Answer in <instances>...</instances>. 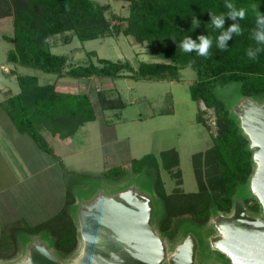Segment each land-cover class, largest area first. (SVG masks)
<instances>
[{"label":"trees","instance_id":"trees-1","mask_svg":"<svg viewBox=\"0 0 264 264\" xmlns=\"http://www.w3.org/2000/svg\"><path fill=\"white\" fill-rule=\"evenodd\" d=\"M117 1L128 2L129 13L126 17L113 14V19H110L107 16L109 5L102 3V0H0V19L13 18L14 32L9 37L13 48L8 51V60L58 77L83 81L90 78L125 77L136 80H179L182 69L193 68L196 77L190 83L191 98L203 101L207 108L214 110L218 134L214 136L213 146L205 154L199 152L195 155L200 191L189 194L194 198L190 203L192 215L177 219L171 231L168 229L172 214L161 188L158 156L149 153L133 160V176L143 175L151 179L156 204L155 226L165 239L173 241L180 230L188 225H191L189 231H196V227L205 226L216 214L231 213L237 198H242L249 213L262 215L261 203L250 189L251 177L256 170L253 159L255 150L250 147V138L241 127L232 104L239 96L264 102V51L255 60L246 55L250 46H258L251 38V33L256 27V13H264V0H227L236 8L246 10L245 18L236 21L227 16L226 0ZM210 12L225 15V30L232 23H239L242 29L240 35H234L228 41L225 51L217 48L216 38L223 29H216L211 24ZM193 16L200 21L198 27L192 25ZM118 18L124 24L113 22ZM120 34L131 36L137 43L146 44L147 52L162 61H141L135 68L128 59L99 57L93 50L87 52L88 58L84 62L71 63L67 55L52 50L58 39L68 43L76 37L85 42ZM201 34L212 39L207 57L178 48L179 42L185 37L196 39ZM94 56L97 61L93 59ZM14 70L20 90L8 95L4 101H0V105L19 130L31 135L44 150L55 153L43 132L48 131L60 139H67L74 136L81 126L97 118L96 107L89 92L60 91L56 83H40L38 76L21 75ZM224 89H231L235 94L233 101L221 93ZM98 96L103 103L108 96L107 90L99 89ZM107 100L112 103L109 107L126 106L121 96L115 101L109 97ZM197 120L205 122L201 114ZM160 157L167 170L171 171L180 165V155L176 148L163 151ZM204 157L207 163L205 174L200 161ZM178 172L181 173L180 170ZM125 173V168L114 167L105 175L120 179ZM75 191L69 183L64 206L49 220L34 226L26 223V230L22 234H18L22 228L14 230V250L7 257H14L19 252L22 235L37 234L49 239L52 248L61 258H73L79 252L81 243L74 211L77 206ZM4 237H7L8 243L7 234Z\"/></svg>","mask_w":264,"mask_h":264},{"label":"rangeland","instance_id":"rangeland-1","mask_svg":"<svg viewBox=\"0 0 264 264\" xmlns=\"http://www.w3.org/2000/svg\"><path fill=\"white\" fill-rule=\"evenodd\" d=\"M102 3L109 5L107 16L110 19H113V14L126 17L129 13V4L126 1L102 0ZM113 22L117 24L121 22V19L118 18ZM13 32V18H1L0 100L6 99L9 90L12 94L20 90L17 74L14 72L16 69L21 75L38 76L40 83H56L60 91L89 92L96 107L97 118L81 126L74 136L64 141L57 139L48 131L43 132L47 142L61 155L60 161L53 170L51 168V170L41 171L37 168V173H29L34 165L40 166L46 163V161L33 162V157H30L26 161L28 166H24L27 169L23 172L19 169L15 157L12 156L14 159L11 157L12 151L3 155L1 153L0 262H17L25 255L26 243L29 240L45 238L37 234L22 235L19 252L13 255L14 257H7L14 250L13 231L22 228L23 230L18 231V234H22L26 230V223L33 225L51 218L50 215L53 211H57L64 200L63 185L68 186L70 183L75 188L77 204L91 200L100 190L115 193L129 186H136L153 195L150 177L133 176L132 172L133 160L140 159L149 153L157 155L161 164L159 172L161 188L172 214L168 230L171 231L174 228L177 219L192 215L190 203L194 198L189 194L200 191L195 169L197 166L195 155L199 152L205 154L213 146L214 136L218 134L214 110L207 108L203 101L198 102L191 98L190 83L196 77V71L191 67L182 69L179 80H136L125 77L90 78L83 81L71 77H58L53 73L10 62L8 51L13 48V43L9 37L13 35ZM62 41L58 39L52 50L55 53L67 55L71 63L84 62L88 58L87 52L93 50L99 57L113 60L128 59L135 68L141 61H162L161 58L147 52L146 44L137 43L131 36L123 34L85 42H81L76 37L68 43ZM93 59L97 61L96 56ZM99 89L107 90L108 96L103 103L98 96ZM230 90L224 89L221 93L226 99L233 101L235 94ZM118 96L122 97L126 106L109 107L112 103L107 98L115 101ZM200 114L205 122L197 120ZM15 138L19 139L18 144L24 153H28V156L32 152L31 148L38 151V145L29 135L23 137V141L18 137ZM8 140L5 138L4 142L8 143ZM171 148L178 150L180 165L170 171L163 166L160 155ZM14 152L18 153L17 150ZM23 158L24 161L27 159L24 156ZM200 161L205 174L207 170L205 157ZM20 162L22 166L23 159L20 158ZM114 167L125 168V176L114 179L105 175ZM9 168L14 169V172H10ZM179 170L181 173L178 172ZM56 173L62 175L63 183L62 180L55 179ZM26 177L29 179H25ZM52 195L53 199H48ZM250 202L253 203L252 200ZM36 209L39 213L35 212ZM32 212L35 214L33 218H30L29 215ZM18 216H23L24 222L19 221L12 224L13 226H4L6 221ZM190 227L191 225L182 228L173 241L166 239L170 250L185 237L187 231L191 232ZM195 230L192 232L199 244L197 264H230L229 259L223 253L213 249L210 244L209 236L216 232L212 218L205 226L196 227ZM6 234L9 238L8 243H6L7 237H4Z\"/></svg>","mask_w":264,"mask_h":264},{"label":"water","instance_id":"water-1","mask_svg":"<svg viewBox=\"0 0 264 264\" xmlns=\"http://www.w3.org/2000/svg\"><path fill=\"white\" fill-rule=\"evenodd\" d=\"M232 108L255 150L256 170L250 189L262 206L264 102L239 96ZM262 211V215L249 213L242 198H237L231 213H218L212 218L216 229L209 236L212 248L223 253L230 264H264V207ZM155 212L153 195L136 186L115 193L100 190L91 200L77 204L81 245L71 260L61 258L49 239L35 238L26 243L22 259L0 264H197L199 244L194 233H187L170 250L155 226Z\"/></svg>","mask_w":264,"mask_h":264},{"label":"clouds","instance_id":"clouds-1","mask_svg":"<svg viewBox=\"0 0 264 264\" xmlns=\"http://www.w3.org/2000/svg\"><path fill=\"white\" fill-rule=\"evenodd\" d=\"M225 8L228 9L227 16L233 21L242 20L246 16V10L244 8H236V6L231 3H225ZM211 24L216 29H223L220 34L217 36V48L221 51H225L228 48V41L234 35H240L242 29L239 23H232L226 30L224 29L225 25V15H215L210 12ZM200 21L197 17H192V25L199 26ZM251 38L255 41L257 47H249L246 50V55L249 59L255 60L258 57V54L261 51H264V13H256V27L252 30ZM212 46V39L208 35L201 34L196 39H193L191 36L185 37L178 44V48L184 52H193L195 51L199 56L207 57L209 55V50ZM264 207V204H262Z\"/></svg>","mask_w":264,"mask_h":264},{"label":"crops","instance_id":"crops-1","mask_svg":"<svg viewBox=\"0 0 264 264\" xmlns=\"http://www.w3.org/2000/svg\"><path fill=\"white\" fill-rule=\"evenodd\" d=\"M65 92H67V91H65ZM8 93L10 95V93L12 94V91L9 90ZM26 135H29V134L26 133V132L20 131L19 128L15 125V123L11 119V117L8 115L7 111L3 108L2 105H0V155H1V153L3 155V153L5 154L8 151H12L13 154L11 152V154H12L11 157L12 156L15 157V159L18 162L19 169L22 170L23 172H24V169H27V167H24V166H28L26 164V161L29 160L30 157H33V160H32L33 162H38L39 163L40 161L41 162L42 161H46V163H44L43 165H40V166H35L34 165L32 167V169H31V171L29 170V173H37L36 172L37 171V168L40 169L41 171H45L46 169L51 170V168L53 170V167H55V165L60 161L59 159H60L61 155L59 154V151L55 148V153L54 154L53 153H50V152L44 150L43 148H41L39 146V144L34 140V142L36 143V145H38V151L36 152V150L34 148H31L32 152L28 156V153H24L23 149H21L20 145L18 144L19 143V139L15 138V137H18V138H20V140L23 141L24 140L23 137H25ZM29 136L31 138H33L31 135H29ZM3 138L4 139L5 138H8L9 139L8 140V143L7 142L5 143ZM69 138H71V137H69ZM69 138H67V139H69ZM57 139H59L61 141L66 140V139H60L58 137H57ZM26 142H28V141H26ZM14 150H17L18 153L14 152ZM23 156L25 158H27V159H25V161H24ZM14 157H12V158L14 159ZM20 158L23 159L22 166H21ZM11 169L12 168H9L10 172L13 173L14 172V169H12V170ZM15 169H16V167H15ZM4 173H6V172H4ZM56 176L57 177L55 179L58 178L59 180H62V175H59V174L56 173ZM25 179H29V177L28 178L26 177ZM62 183H63V180H62ZM62 191H63L62 196H63V199L64 200L61 203L60 207L57 209V211L56 212L53 211L52 215H50L52 217H53V215H56L61 210V208L64 206V204L66 202V199H67V186H64L63 185ZM48 199L52 200L53 199V195L51 197H49ZM2 211H5V209L4 210L2 209ZM35 212L39 213L37 209H36ZM33 214H35V213L32 212L29 215V217L30 218H33L34 217ZM23 220H24L23 219V216H18V217H16L13 220L10 219L9 221H6L7 223L4 226L9 225L11 223H14L16 221H23ZM37 224H39V223H35V224L31 225V226H34V225H37Z\"/></svg>","mask_w":264,"mask_h":264},{"label":"flooded vegetation","instance_id":"flooded-vegetation-1","mask_svg":"<svg viewBox=\"0 0 264 264\" xmlns=\"http://www.w3.org/2000/svg\"><path fill=\"white\" fill-rule=\"evenodd\" d=\"M219 264V263H218Z\"/></svg>","mask_w":264,"mask_h":264}]
</instances>
